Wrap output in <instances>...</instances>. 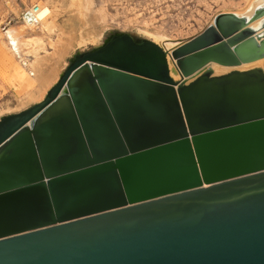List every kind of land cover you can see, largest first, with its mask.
I'll list each match as a JSON object with an SVG mask.
<instances>
[{"label": "water", "instance_id": "water-1", "mask_svg": "<svg viewBox=\"0 0 264 264\" xmlns=\"http://www.w3.org/2000/svg\"><path fill=\"white\" fill-rule=\"evenodd\" d=\"M262 58L264 2L76 53L0 118V264H264Z\"/></svg>", "mask_w": 264, "mask_h": 264}, {"label": "rangeland", "instance_id": "rangeland-1", "mask_svg": "<svg viewBox=\"0 0 264 264\" xmlns=\"http://www.w3.org/2000/svg\"><path fill=\"white\" fill-rule=\"evenodd\" d=\"M248 1L92 0V8L96 14L103 17L105 27L101 35L93 42L74 47L59 63L57 75L59 76L63 72L76 53L90 50L114 33L126 32L135 38L150 39L141 30L158 29L173 38L177 44V42L190 39L201 32L220 11H241L249 6ZM31 3L40 4L42 7L41 16L47 13L48 20L56 24V27L62 29L67 35L76 36L78 35L77 31L79 32V21L68 0H0V118L25 109L36 102V100L29 101L21 105L20 96L9 88L10 75L16 66L21 65L20 60L23 56L19 58L11 51L3 34L8 27L19 30L22 25L27 26L28 23L22 22L20 19V12L24 6ZM150 8L158 13H150ZM144 9L147 12H139ZM36 33L38 34L37 31ZM36 33L33 32V34ZM46 48L49 49V45ZM31 58L33 57L31 56Z\"/></svg>", "mask_w": 264, "mask_h": 264}, {"label": "bare ground", "instance_id": "bare-ground-1", "mask_svg": "<svg viewBox=\"0 0 264 264\" xmlns=\"http://www.w3.org/2000/svg\"><path fill=\"white\" fill-rule=\"evenodd\" d=\"M7 1V0H6ZM72 6L75 15L79 21L78 35L66 34L63 30L56 27L52 21L48 20L47 13L41 16L42 7L38 5L36 12L37 22L28 23L27 26L22 25L19 30L8 27L4 32L7 44L11 51L22 57L18 65L14 68L10 75L8 85L19 95L20 104L23 105L29 101L42 100L47 91L57 82L62 72H59L58 65L65 58L66 55L76 46L83 45L87 42H93L95 38L102 33L105 23L101 15L96 14L92 8V0H68ZM264 0H249L248 7L241 11L234 12L237 14L251 15L254 8L263 4ZM53 19V18H52ZM51 19V20H52ZM54 21V20H53ZM261 20L254 21L251 26H259ZM55 23V22H54ZM38 32V34L36 33ZM144 35L150 37L153 42L160 45L167 50L177 44L175 40L168 37L165 33L158 29H143ZM36 33V34H33ZM175 44V45H174ZM49 45V49L46 46ZM174 45V46H173ZM31 56L33 58H31ZM169 59V58H168ZM264 58L258 59L250 63H244L237 69H248L255 66H262ZM214 74L225 73L234 69V67L222 66L216 63L210 64ZM170 73L175 78H179V74L175 70L171 61L169 60ZM58 76V79L56 80ZM56 80V81H55ZM49 87V88H48ZM20 105V106H21Z\"/></svg>", "mask_w": 264, "mask_h": 264}, {"label": "built area", "instance_id": "built-area-1", "mask_svg": "<svg viewBox=\"0 0 264 264\" xmlns=\"http://www.w3.org/2000/svg\"><path fill=\"white\" fill-rule=\"evenodd\" d=\"M181 1H183V2L185 1L186 2V0H180V2ZM37 10H38V5L36 3H31L28 6H24L23 9L20 12V19L21 20H25V21H29V22H32V23L37 22V19H36ZM145 11H146V9L141 10L139 12L140 13H145ZM149 12L150 13H154V12L158 13V11H154L153 8H150Z\"/></svg>", "mask_w": 264, "mask_h": 264}, {"label": "crops", "instance_id": "crops-1", "mask_svg": "<svg viewBox=\"0 0 264 264\" xmlns=\"http://www.w3.org/2000/svg\"><path fill=\"white\" fill-rule=\"evenodd\" d=\"M220 12H232L231 10H225V11H220ZM197 35V34H196ZM192 38V37H191ZM188 40V39H187ZM184 41H186V40H184ZM184 41H182V42H184Z\"/></svg>", "mask_w": 264, "mask_h": 264}]
</instances>
